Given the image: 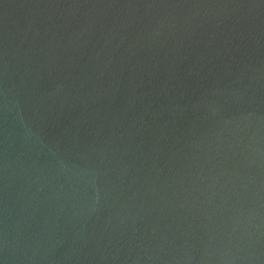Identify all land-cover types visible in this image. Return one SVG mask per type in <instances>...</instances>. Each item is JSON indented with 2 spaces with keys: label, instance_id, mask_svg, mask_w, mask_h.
Masks as SVG:
<instances>
[{
  "label": "water",
  "instance_id": "1",
  "mask_svg": "<svg viewBox=\"0 0 264 264\" xmlns=\"http://www.w3.org/2000/svg\"><path fill=\"white\" fill-rule=\"evenodd\" d=\"M0 264H264V0H0Z\"/></svg>",
  "mask_w": 264,
  "mask_h": 264
}]
</instances>
